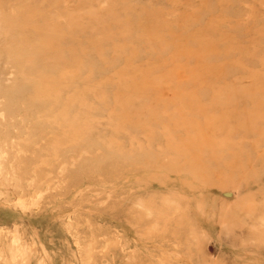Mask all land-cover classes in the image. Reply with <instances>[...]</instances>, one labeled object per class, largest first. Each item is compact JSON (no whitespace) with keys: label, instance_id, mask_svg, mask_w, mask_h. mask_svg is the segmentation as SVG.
<instances>
[{"label":"rangeland","instance_id":"rangeland-1","mask_svg":"<svg viewBox=\"0 0 264 264\" xmlns=\"http://www.w3.org/2000/svg\"><path fill=\"white\" fill-rule=\"evenodd\" d=\"M0 264H264V0H0Z\"/></svg>","mask_w":264,"mask_h":264}]
</instances>
